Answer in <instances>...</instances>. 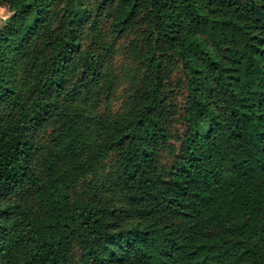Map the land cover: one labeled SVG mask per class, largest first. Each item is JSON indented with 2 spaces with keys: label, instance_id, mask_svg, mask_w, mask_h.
<instances>
[{
  "label": "trees",
  "instance_id": "1",
  "mask_svg": "<svg viewBox=\"0 0 264 264\" xmlns=\"http://www.w3.org/2000/svg\"><path fill=\"white\" fill-rule=\"evenodd\" d=\"M4 4L0 264H264V0Z\"/></svg>",
  "mask_w": 264,
  "mask_h": 264
},
{
  "label": "rangeland",
  "instance_id": "2",
  "mask_svg": "<svg viewBox=\"0 0 264 264\" xmlns=\"http://www.w3.org/2000/svg\"><path fill=\"white\" fill-rule=\"evenodd\" d=\"M9 16V9L8 5H0V27L5 23V20ZM131 65L129 59L125 57H119L117 60V67H118V72H119V83H118V96L119 100H117L116 107L117 108H122L124 106V103L126 100L129 101V92L131 91L132 86L134 85L131 80L127 77V71L126 68L127 66ZM123 70V71H122ZM122 71V74H121Z\"/></svg>",
  "mask_w": 264,
  "mask_h": 264
}]
</instances>
